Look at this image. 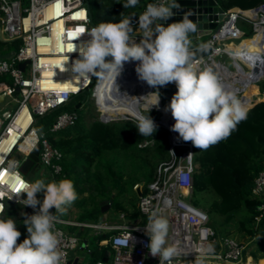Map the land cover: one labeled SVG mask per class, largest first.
<instances>
[{
	"label": "built area",
	"instance_id": "1",
	"mask_svg": "<svg viewBox=\"0 0 264 264\" xmlns=\"http://www.w3.org/2000/svg\"><path fill=\"white\" fill-rule=\"evenodd\" d=\"M161 2L163 0L154 1L155 4ZM146 7L131 18V27L135 29L132 35L137 43L141 39V32L137 30L138 19ZM245 10L239 7L224 10L223 21L203 44L211 48V54L203 60L193 62L194 64L215 62L216 57L223 54L229 57L225 47L228 41L237 42L242 36L243 32L238 26L240 20L251 24L253 34L258 33L259 26L264 27V2L257 5L256 9H251L255 10V19L246 15ZM94 27L90 23L84 0H0V41L20 40L17 49L7 56H0V77L8 76L11 79V83L5 79L0 80L1 98L9 96L4 107H0V143L9 135V126L15 122L23 107L31 117L23 136L12 143L0 158V218L5 215L8 205H20L22 212L27 207L18 203L17 199L23 198L26 184L34 183L36 179H27L20 167L37 143L40 144L39 160L40 167L44 168V181L61 170L58 162L61 152L43 134L37 132L34 115H41L64 105L88 89L92 90L91 95L95 98V88L104 73L99 71L97 79V73L87 78L67 75L60 80L67 87L57 89L49 87L51 85L41 87L43 71L58 68V65L46 61L53 56L63 55L68 58L69 63H75L79 59L80 44L89 39L88 33ZM55 33L58 35V45L53 39L50 40ZM25 60L29 62L24 70L19 69L18 64ZM220 62L217 61L222 64ZM77 117V112L73 110L62 111L54 118L49 130L56 132L71 126ZM27 135H30V139L22 145L24 136ZM151 142L144 140L139 146ZM168 143L170 158L158 165L153 180L147 183L144 190L138 184L133 186L134 189L139 186L142 192L137 202V219L127 222L120 213L119 220L113 222L76 221L61 218L50 210L58 216L54 231L58 234L60 249L65 253V264H74L71 253L79 245L78 235L70 228L86 229L95 236L108 233L99 244L108 245L109 250L94 264H159V258L151 256L146 247L149 237L145 232L148 217L156 210L169 223L167 244L176 246L180 252L173 258L172 264H197V260L201 258L204 264H260L261 259L254 258L247 252L242 253V241L230 236H214L206 212L188 200L194 170L193 145L176 137L173 132L168 133ZM189 153H192L190 157ZM251 192L264 200V163L254 178ZM28 208L31 215L39 211V206L35 209ZM257 210L253 219L255 227L264 220V203H260ZM209 247L212 249L210 253L206 251Z\"/></svg>",
	"mask_w": 264,
	"mask_h": 264
},
{
	"label": "trees",
	"instance_id": "2",
	"mask_svg": "<svg viewBox=\"0 0 264 264\" xmlns=\"http://www.w3.org/2000/svg\"><path fill=\"white\" fill-rule=\"evenodd\" d=\"M154 1L139 0L136 6L127 8L123 7L127 0H84V5L90 23L97 26L102 22L115 23L124 18L131 19ZM217 2L226 10L231 7L253 8L264 0ZM244 22L238 23L243 32L241 38L254 37L256 34H253L252 27ZM19 43V39L0 41V56H7L17 49ZM3 79L11 83L8 76L0 77V80ZM257 85L260 92L264 93V77ZM77 96L64 105L41 115H34V121L41 130L50 126L60 110H73L78 115L71 126L56 132L49 130L50 133L46 136L44 131L40 133L61 152L58 161L60 172L45 182L69 179L73 181L78 195L64 214H56L64 219L101 222L100 202L111 200L106 211L110 216L119 212L128 219L138 218L139 196L133 186L138 184L144 190L156 175L158 165L170 158L168 131L163 126L156 125L157 130L153 136L142 137L136 128V122L125 119L111 122L95 120L87 125L79 112L84 101L79 107H75L81 99V94ZM259 96L262 98L248 108L247 118L237 125L228 138L207 150L193 146L194 170L188 200L206 212L216 238L233 237L230 230L235 227L236 233L243 237V240H237L244 243L242 253L245 254L249 249L252 256L264 259V220L256 227L253 226V219L258 213L257 207L264 200L251 192L254 178L264 163V95ZM142 113L151 118L154 114ZM144 140L152 142L139 146ZM43 198V193L37 194L38 200L42 201ZM21 212L22 206L8 205L6 216L0 219L12 218L18 223ZM107 220L114 221L109 218ZM107 236L108 233L94 236L96 243L88 248L87 264H94L102 259L105 251L109 250L108 245L99 244ZM20 241H23L22 237Z\"/></svg>",
	"mask_w": 264,
	"mask_h": 264
},
{
	"label": "clouds",
	"instance_id": "3",
	"mask_svg": "<svg viewBox=\"0 0 264 264\" xmlns=\"http://www.w3.org/2000/svg\"><path fill=\"white\" fill-rule=\"evenodd\" d=\"M138 2L127 0L123 7H134ZM178 7L176 0L147 5L138 19L141 32L138 43L132 35L130 18L99 23L88 33L89 39L80 44L79 59L72 65V71L81 78L100 71L116 79L125 63L136 62L139 79L150 87L175 83L177 92L168 105L175 120L171 130L184 142L207 150L231 135L247 118L248 108L210 69L200 71L192 62L189 33L196 32L197 25L191 19L184 16L167 26L161 23L170 19L173 9ZM149 94L155 95V101L148 109L150 112L153 106L159 105L160 95L159 91ZM259 95H262L260 90ZM136 120V128L142 137L153 136L157 126L149 115H137ZM39 193H43L42 201L37 199ZM77 198L74 183L69 179L47 183L39 179L26 184L24 196L17 202L33 209L39 206V211L24 220L28 236L21 243H17L21 232L16 221L0 219V264H65V253L60 249L58 234L54 231L58 220L54 212L64 214ZM158 211L148 217L146 247L151 256L159 258V264H172L180 252L176 246L167 244L169 223L158 215ZM206 251L210 253L212 249L209 247ZM197 264H204L203 258L198 259Z\"/></svg>",
	"mask_w": 264,
	"mask_h": 264
},
{
	"label": "water",
	"instance_id": "4",
	"mask_svg": "<svg viewBox=\"0 0 264 264\" xmlns=\"http://www.w3.org/2000/svg\"><path fill=\"white\" fill-rule=\"evenodd\" d=\"M171 2V0H169ZM179 5L178 8L173 9V16L167 21H161L164 26H167L170 23L178 22L187 16L191 19L196 25L197 30L194 33H189V41L193 44L189 45V50L192 56V62L203 60L209 54H211V48L209 46L203 45L206 40H208L212 33L217 29L220 22L223 21L225 17L224 9L218 4L217 0H176ZM251 9H256V6ZM246 9V10H249ZM242 39L241 36L237 41ZM200 40V41H199ZM258 48L247 50L245 47L241 46L238 49V54L241 56V63L245 64V69L247 72L248 81L252 82L257 86V82L264 77V29L260 31L258 38ZM29 62V60H25L18 64V68L24 70L25 65ZM136 65L133 64H124L123 70L121 74L113 79L112 83L109 86L108 94L114 100L112 101V105L117 103L120 104H135V109L139 115L142 114V110L147 109L149 107H143L140 105V102L145 97L140 92V85L142 83V87H144L145 93L148 92H156L159 93L166 91L168 88L175 86V83H169L166 86L152 88L147 85L146 82L141 81L135 71ZM122 79H131L135 81H140V85L135 83L131 85L130 92L128 90L125 91V87L123 84H119V81ZM258 87V86H257ZM18 90V87L16 88ZM86 97V93H82V99L75 104V107H79L81 102L84 101ZM160 103V101H159ZM111 104L108 102V105ZM98 105V104H97ZM253 105V104H252ZM251 105V106H252ZM110 106V105H109ZM158 110L159 115L157 119H153L155 124L163 126L167 131L173 132L169 125H166L164 122V113L162 110L157 107H152ZM249 108V107H248ZM98 109L101 110L98 106ZM99 121L108 122L117 119H125V120H136L137 115H132L131 113H124L122 115H118L113 118L102 117V110L100 111ZM175 121V120H174ZM175 122H173L174 124ZM171 124V125H173ZM39 150L40 144L37 143L33 150L29 153L26 159L23 160L21 164V171L25 173L27 179L33 178L36 173V170L40 168V160H39ZM136 193L138 196L142 194L140 187H136ZM111 200H103L100 202V211L102 213L101 221H106L107 217V209L109 208ZM30 209L28 207H24L23 212L20 216L22 220H25L27 216H30ZM17 243H21L20 239H18ZM106 259V258H105ZM75 261L73 263L75 264Z\"/></svg>",
	"mask_w": 264,
	"mask_h": 264
},
{
	"label": "bare ground",
	"instance_id": "5",
	"mask_svg": "<svg viewBox=\"0 0 264 264\" xmlns=\"http://www.w3.org/2000/svg\"><path fill=\"white\" fill-rule=\"evenodd\" d=\"M245 11H255V10H245ZM244 11V12H245ZM256 13L253 16H250L251 19H255ZM264 29V27L259 26L258 27V33L252 38L244 39L242 38L240 41H237V45L234 46L233 44H227L225 47V51L228 53L229 57L232 59V64L235 67V71H230L227 69L224 65L218 64L217 62H211V63H203L201 64L200 62V67L198 70L203 71L206 69H210L218 78L219 82L224 85V87L227 90L230 91H241L242 90V95L239 98L242 103L248 108L251 106V97L249 96L250 90H248L246 87L248 86L249 82L248 77H247V72L245 67V64L241 63L242 59L241 56L238 54V49L243 46L247 50H252V49H257L258 48V38L260 31ZM54 40V43L58 45V35L57 33L52 36L50 39L52 41ZM49 61L53 63L54 65H58V68L55 69H49L43 71V76L41 80L42 88L48 87V85H51L49 87H55L57 89H62L66 88L67 85L64 86L63 82H60V80L64 77L75 76V73L72 71V65L74 63H69L68 58L61 55V56H53L51 58H47L46 61ZM125 64H133L136 65V62H127ZM196 64V63H195ZM63 66V67H61ZM244 69H241V67ZM113 77L109 76L107 73H104L102 75V78L100 81L97 83V86L95 88V95L97 99V104L99 108L102 110V117H109L113 118L116 116H120L124 113H131L132 115H139L135 109V104H120L117 103L115 105H112V101L114 100L111 98L108 94V89L110 84L113 81ZM60 82V83H59ZM139 82V83H138ZM123 84V86L130 92L131 85L138 83L140 85V81H135L131 79H122L119 81V84ZM142 85V83H141ZM140 85V92L141 95L143 94L145 97L143 100L140 102V105L143 107H149L152 103L155 101V95L154 94H149L152 92L145 93L144 87ZM252 88V87H251ZM252 94H255V92L258 93V87L256 85L253 86L251 90ZM254 96V95H252ZM264 97V96H263ZM108 102L111 103L108 105ZM171 100L168 101L166 105H162L161 103L159 104L161 106L160 110L163 111L164 113V122L166 125H169L171 128L174 121L171 111L168 109V105L170 104ZM253 104V103H252ZM155 107V106H153ZM114 114V115H111ZM31 120L30 114L28 113L27 109L23 107L16 119L15 122H13L10 126V133L7 135L5 138L0 143V158L5 155L7 152L8 148L11 146L12 143H14L19 137L23 136V132L25 128L28 126L29 122ZM173 134H176V137H178V133L173 131ZM30 139V135L24 136V141L22 145L26 143L27 140Z\"/></svg>",
	"mask_w": 264,
	"mask_h": 264
},
{
	"label": "rangeland",
	"instance_id": "6",
	"mask_svg": "<svg viewBox=\"0 0 264 264\" xmlns=\"http://www.w3.org/2000/svg\"><path fill=\"white\" fill-rule=\"evenodd\" d=\"M243 22V20H240ZM245 23V22H244ZM247 24H249L251 26V24L249 22H246ZM229 44H233L234 46L237 45V42L235 41H228ZM221 61L220 63H222L223 65L226 66L227 69H229L230 71H235V67L234 65L232 64V59L229 58L227 55L223 54L222 56H217L216 59L214 60L215 62L217 61ZM195 65H197L198 69L199 67L201 66L200 65V62H197ZM241 69H244L242 68V66H240ZM99 76V71L97 72L96 74V79L97 77ZM254 84L252 82H249L248 86L246 87L248 90H250V94L249 96L251 97V104L253 102H256L258 101L259 99H261L262 97L258 95L257 92H255V94H252L251 90L253 88ZM252 87V88H251ZM91 89H88L85 91L86 93V97L84 99V102L82 103V107L79 109V112L80 114L83 116V120H84V123H86L87 125L90 124L91 122L95 121V120H98L99 117H100V110L98 109V106L96 104L97 102V99L96 98H93L92 95H91ZM177 92V88H176V85L175 86H172L170 88H168L166 91H163L161 93H159L160 95V103L162 105H166L168 103L169 100L172 99V97L174 96V94ZM234 92H236L238 98L241 97L242 95V90L241 91H237L235 90ZM254 95V96H252ZM78 96H74V98H76ZM9 98V96H6L5 99L3 100V102L7 101V99ZM81 99H82V93H81ZM80 99V100H81ZM159 103V104H160ZM170 103V102H169ZM157 107L158 109L161 108L160 105L158 106H155ZM149 108L147 109H144L142 110V112H148V113H154L153 114V117L152 119H157L158 115H159V112L157 109L155 108H151V111L149 112L148 111ZM61 113V110L60 112ZM143 114V113H142ZM111 115H114V114H111ZM137 123V120H134ZM111 122V121H110ZM51 125V124H50ZM34 127L37 128V132L40 134L42 131H44V135L46 136V134L48 135L50 133L49 131V128L50 126H48L45 130H41L38 126H37V123H34ZM169 133V132H168ZM44 168L43 167H40L39 169L36 170V173L35 175L33 176V179H36V180H39V179H43L44 180V177H43V174H44ZM6 216V214L4 215ZM3 216V217H4ZM2 218V217H1ZM230 234H233V237L236 238V240H243V237H240L237 233H236V229L235 227H231V230H230ZM95 235H88L89 237V246H93L96 241H95V238H94ZM20 239V238H19ZM248 254H250L249 252V249H248ZM251 255V254H250ZM254 257V256H253ZM255 258V257H254ZM258 259H261L260 260V264H264V259L262 258H258Z\"/></svg>",
	"mask_w": 264,
	"mask_h": 264
},
{
	"label": "crops",
	"instance_id": "7",
	"mask_svg": "<svg viewBox=\"0 0 264 264\" xmlns=\"http://www.w3.org/2000/svg\"><path fill=\"white\" fill-rule=\"evenodd\" d=\"M244 13L246 15H248V16H253L255 14V11H245ZM138 29L139 28H137V30ZM133 30L135 31V29H133ZM227 44H229V43H227ZM4 99L1 98V95H0V107H2V108L4 107V105L6 103V101L3 102ZM119 214L120 213L118 212V213L110 216V213L109 214L107 213L106 221L113 222L112 220H107L108 218L109 219H113L114 221L119 220ZM19 219H20V222L16 223V226H17V229L21 232V236L20 237H22V240H24L28 236V232H27V228H26V226L24 224V220H22L21 218H19ZM135 219H137V218H135ZM135 219L125 218V220L127 222L133 221ZM73 230H75L74 232H76V234L79 237V245L71 253V256L73 258V261L76 260L75 261V264H87V261H88V251H89L88 248H89V240H90L89 237H88V235L89 234L91 235V233L89 231H87L86 229H81V228H75Z\"/></svg>",
	"mask_w": 264,
	"mask_h": 264
},
{
	"label": "snow or ice",
	"instance_id": "8",
	"mask_svg": "<svg viewBox=\"0 0 264 264\" xmlns=\"http://www.w3.org/2000/svg\"><path fill=\"white\" fill-rule=\"evenodd\" d=\"M81 31H83V29ZM17 191H19V189H17Z\"/></svg>",
	"mask_w": 264,
	"mask_h": 264
}]
</instances>
